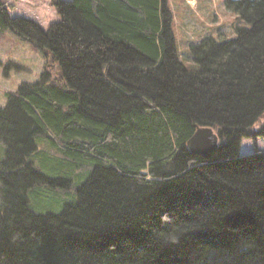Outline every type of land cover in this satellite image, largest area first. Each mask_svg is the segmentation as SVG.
<instances>
[{"label":"trees","instance_id":"trees-1","mask_svg":"<svg viewBox=\"0 0 264 264\" xmlns=\"http://www.w3.org/2000/svg\"><path fill=\"white\" fill-rule=\"evenodd\" d=\"M51 2L44 29L0 0V38L46 60L0 108V264H264V0H226L236 36L190 45L198 69L167 0ZM201 132L219 139L202 156L187 147ZM88 171L75 203L30 207Z\"/></svg>","mask_w":264,"mask_h":264},{"label":"rangeland","instance_id":"rangeland-1","mask_svg":"<svg viewBox=\"0 0 264 264\" xmlns=\"http://www.w3.org/2000/svg\"><path fill=\"white\" fill-rule=\"evenodd\" d=\"M9 6L15 9L9 10V15L13 17H26L36 21L44 29L49 28L52 24H56L60 20L58 13L52 7V0H2ZM67 1V0H64ZM168 0V8L172 19L169 23L170 31L174 34L175 43H177L179 54L182 55V62L190 69H198L189 53V47L196 44L204 37L211 36L214 40H231L236 36V31L230 26L232 21L231 12L227 8L226 0ZM188 2V3H187ZM215 13L218 18L225 20L223 27H210L209 22L214 20ZM221 14L223 16H221ZM220 18V20H221ZM211 19V20H210ZM215 20L212 26L215 25ZM227 28V29H226ZM12 63H17L23 69H16L10 66ZM46 67V60L42 53L33 47L23 38H19L11 30L6 32L0 38V108L7 103L6 94L13 93L24 82L35 83L42 71ZM5 74H4V72ZM37 158H33L34 165L39 171L46 173V170L41 165L40 157H45L43 160H59L50 158L49 153L54 154V148L44 138L39 137L37 140ZM258 149H264V138L258 142ZM240 153L248 155L254 149L252 141L244 140L242 142ZM6 146L0 142V166L5 159ZM1 168V167H0ZM79 174L84 176L81 168H78ZM90 171L81 180L71 178V190L51 191L47 188H41L44 191V197L33 198L30 196V207L37 212H53L60 211L64 204L75 203V188L83 183L89 176ZM49 176V174H47ZM1 186V184H0ZM56 198V200H54ZM61 203H57L58 200ZM56 204V205H55Z\"/></svg>","mask_w":264,"mask_h":264},{"label":"water","instance_id":"water-1","mask_svg":"<svg viewBox=\"0 0 264 264\" xmlns=\"http://www.w3.org/2000/svg\"><path fill=\"white\" fill-rule=\"evenodd\" d=\"M188 147L195 155L209 154L218 147V137L211 132H202L190 141Z\"/></svg>","mask_w":264,"mask_h":264},{"label":"bare ground","instance_id":"bare-ground-1","mask_svg":"<svg viewBox=\"0 0 264 264\" xmlns=\"http://www.w3.org/2000/svg\"><path fill=\"white\" fill-rule=\"evenodd\" d=\"M196 136H197V135H196ZM196 136H195V137H196ZM195 137H193V138H195ZM193 138H192V139H193ZM192 139H191V140H192ZM191 140H190V141H191ZM190 141L188 142V145H189ZM187 147H188V146H187ZM211 153H212V152H211Z\"/></svg>","mask_w":264,"mask_h":264}]
</instances>
